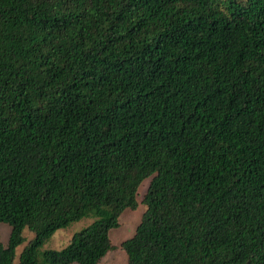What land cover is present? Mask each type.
Wrapping results in <instances>:
<instances>
[{
  "label": "trees",
  "instance_id": "1",
  "mask_svg": "<svg viewBox=\"0 0 264 264\" xmlns=\"http://www.w3.org/2000/svg\"><path fill=\"white\" fill-rule=\"evenodd\" d=\"M148 179L128 264H264V0H0V264H100Z\"/></svg>",
  "mask_w": 264,
  "mask_h": 264
},
{
  "label": "rangeland",
  "instance_id": "2",
  "mask_svg": "<svg viewBox=\"0 0 264 264\" xmlns=\"http://www.w3.org/2000/svg\"><path fill=\"white\" fill-rule=\"evenodd\" d=\"M150 179L143 182L139 188L137 201L138 207L135 210L128 209L120 217V225L117 229L111 231L110 237L114 245V250L110 251L100 264H128V258L121 244L134 236L138 225L140 224L146 206L143 204L144 195L147 192ZM94 221L91 217H86L80 221L72 223L64 229L58 230L40 249L41 252L46 250H63L70 243L72 237L91 225ZM11 227L7 224H0V243L7 244L10 237ZM25 241L16 249V258L13 264H20L19 257L25 246L34 238L35 234L28 229L23 232Z\"/></svg>",
  "mask_w": 264,
  "mask_h": 264
}]
</instances>
